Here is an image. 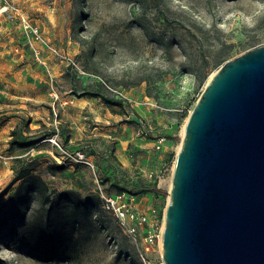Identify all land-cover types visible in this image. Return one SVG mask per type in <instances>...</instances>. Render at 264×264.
<instances>
[{"label": "rangeland", "instance_id": "374dc122", "mask_svg": "<svg viewBox=\"0 0 264 264\" xmlns=\"http://www.w3.org/2000/svg\"><path fill=\"white\" fill-rule=\"evenodd\" d=\"M22 13L40 33L34 39L22 24L24 61L40 65L37 91L72 88L79 93L100 82L104 92L119 93L127 108L135 100L150 106L151 128L169 149L156 177L143 167L125 179L139 180L140 186L123 188L111 183L114 159L105 156L113 137L94 150L87 148L94 136L64 137L70 129L60 127L62 110H56L57 116L53 110H0V153L6 157L0 158V264H142L139 250L147 224H137L135 238L126 234L104 209L100 190L133 195L134 205H141L138 211L154 223L158 238L149 257L161 264L159 235L184 122L220 58L226 61L264 45V0H22ZM54 50L70 55L77 66ZM48 61L60 63L61 79ZM201 65L206 78L198 83L190 69ZM21 68L7 69L9 81L1 79L0 85H21L16 79ZM14 128L17 142L30 146H9ZM56 130L68 148L98 152L95 172L69 164L48 169L58 163L56 148L46 140ZM22 155L32 169L17 179L11 165ZM154 179L161 191L145 192L144 185ZM64 190L73 194H58Z\"/></svg>", "mask_w": 264, "mask_h": 264}, {"label": "water", "instance_id": "95a60500", "mask_svg": "<svg viewBox=\"0 0 264 264\" xmlns=\"http://www.w3.org/2000/svg\"><path fill=\"white\" fill-rule=\"evenodd\" d=\"M165 264H264V45L224 61L189 111L164 208Z\"/></svg>", "mask_w": 264, "mask_h": 264}, {"label": "crops", "instance_id": "0c3cea01", "mask_svg": "<svg viewBox=\"0 0 264 264\" xmlns=\"http://www.w3.org/2000/svg\"><path fill=\"white\" fill-rule=\"evenodd\" d=\"M13 1L18 4L22 12V0ZM7 52L10 55L8 58H4ZM24 55L22 24L19 22L18 16L15 14L14 16L3 15L0 17V80L9 81L5 78L7 69L13 72L14 68H22L17 71L16 77L17 82H20L21 85L12 81L9 86L0 85V110L13 108L18 110H52V92L42 94L35 89L41 81L37 72L40 65L34 64V61H30L28 58L24 61ZM23 61L27 63L22 65ZM49 65H52L57 79H61L64 71L61 69L60 63L49 62ZM57 93L59 98L56 101V108L62 110L59 119L60 127L63 132L65 129H70L65 132L64 136L69 135V141L77 139L78 136H94L95 138L88 141L87 148L92 147L96 150L98 143L108 142L106 138H114V145L110 146L108 152L106 154L101 152L108 160L111 156L114 159L112 169H110L111 183L123 188L133 185L139 187L140 181L134 180V178L130 182H126L125 179L128 178L129 172L138 173L142 171L143 167L150 174L159 171L169 147L166 139L159 147H156L159 135L155 130H152L149 122L152 119L150 106L138 100L130 103L128 108L124 103L121 106L112 105L104 102L97 95L78 96L77 93L72 92V88H69L68 91L57 90ZM10 99L13 101L11 102ZM73 147L79 149L77 145H73ZM82 149L84 152L90 153L88 156L92 160H98L97 151L92 153V151L85 150L84 147ZM98 162L100 161L98 160ZM153 181L159 185V180L154 179ZM128 194L130 193L128 192ZM137 205L141 208L140 204Z\"/></svg>", "mask_w": 264, "mask_h": 264}, {"label": "built area", "instance_id": "2783aa9c", "mask_svg": "<svg viewBox=\"0 0 264 264\" xmlns=\"http://www.w3.org/2000/svg\"><path fill=\"white\" fill-rule=\"evenodd\" d=\"M17 15L19 22L23 24V26L28 29L34 39H40L39 29L35 26H32L28 23L26 16L20 11L19 6L13 0H0V17L3 15L14 16ZM35 57H39V50L37 47H33L32 49ZM60 57L66 59V61L73 66H77V62L70 55L63 54L54 50ZM115 97H119V93L114 94ZM53 97V112L57 116V106L56 101L59 96L56 90L52 91ZM58 130H56L52 135L46 138L57 150V161L58 163H68L69 165H83L90 168L93 172H95V164L94 161L82 150L80 149H70L64 144H62L58 139ZM164 137H158L156 147H159L163 142ZM0 158L6 159V157L0 153ZM100 199L104 209L110 212L122 230L135 238L138 225L137 224H147V229L145 230V235L143 237L142 247L139 250V258L141 259L142 264H154L152 258L149 257V252L153 249V244L155 239L158 238V233H156L154 228V223L151 220H147V217L138 211V208L134 205L133 197L128 192L123 191L114 194H107L100 190ZM162 257V256H161ZM161 264H165L163 258H161Z\"/></svg>", "mask_w": 264, "mask_h": 264}, {"label": "trees", "instance_id": "16d2710c", "mask_svg": "<svg viewBox=\"0 0 264 264\" xmlns=\"http://www.w3.org/2000/svg\"><path fill=\"white\" fill-rule=\"evenodd\" d=\"M204 38H205V35H203L202 39H204ZM223 61H224V59L220 58L219 61L217 62L216 66L219 67L223 63ZM190 71H192L196 76H198V83L203 82V80L206 78V70H205L204 65L191 68ZM96 85H97L96 88L87 87L82 92L77 93L74 91V93H77L78 96L97 95L104 102H106L108 104H112V105L121 106L123 104L122 100H120L118 97H115L112 94H108L106 91L104 92L101 89L102 84L100 82H97ZM15 132H16V129L15 128L12 129L13 136L11 137V139L8 142L9 146H11L13 144H17L18 146H20L22 148H26V147L31 145V142H24V141L17 142V140L15 138ZM66 165H68V163L51 162L50 164H48V169L53 172V171L64 169L66 167ZM76 165H79V164H76ZM11 167H12L13 171L15 172L17 179L23 178L32 169L31 161L28 159L27 155L17 156L15 158L14 162L12 163ZM143 190L145 192H159V191H161L156 183L145 184ZM123 191H126V190H121V191H118L116 193L123 192ZM62 193L66 194V195L71 194V193L73 194V192L71 190H64V191L58 192V194H62ZM83 201H84V199H83Z\"/></svg>", "mask_w": 264, "mask_h": 264}, {"label": "bare ground", "instance_id": "6f19581e", "mask_svg": "<svg viewBox=\"0 0 264 264\" xmlns=\"http://www.w3.org/2000/svg\"><path fill=\"white\" fill-rule=\"evenodd\" d=\"M212 74V73H211ZM210 74V75H211ZM210 75H209V77H210ZM184 126H185V122H184V125H183V129H182V134H183V132H184ZM179 146H180V144H179ZM179 146H178V148H179ZM163 226H164V221H163V225H162V229H161V231H160V235H159V245H160V248L162 249V230H163Z\"/></svg>", "mask_w": 264, "mask_h": 264}]
</instances>
